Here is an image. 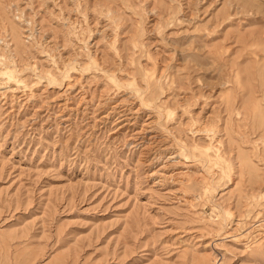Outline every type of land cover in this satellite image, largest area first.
<instances>
[{
    "label": "rangeland",
    "instance_id": "rangeland-1",
    "mask_svg": "<svg viewBox=\"0 0 264 264\" xmlns=\"http://www.w3.org/2000/svg\"><path fill=\"white\" fill-rule=\"evenodd\" d=\"M0 69V264H264V0H0Z\"/></svg>",
    "mask_w": 264,
    "mask_h": 264
},
{
    "label": "bare ground",
    "instance_id": "bare-ground-1",
    "mask_svg": "<svg viewBox=\"0 0 264 264\" xmlns=\"http://www.w3.org/2000/svg\"><path fill=\"white\" fill-rule=\"evenodd\" d=\"M209 52V51H208ZM232 57V56H231ZM214 61V60H213ZM197 66V65H196ZM195 66V67H196ZM191 67V66H190ZM189 67V68H190ZM213 67H214V65H213ZM212 68V67H211ZM223 68V67H222ZM215 69V68H214ZM192 70V69H191ZM190 70V71H191ZM196 71H197V69H196ZM193 72V71H192ZM198 72V71H197ZM233 72V71H232ZM194 73V72H193ZM196 73V72H195ZM220 73V72H219ZM6 76H10L11 77V74H10V72H8V71H6V70H4V69H0V80L1 79H3L4 77H6ZM220 77H222V76H220ZM223 78V77H222ZM220 79V78H219ZM223 80H225V79H223ZM222 81V80H221ZM217 82H219V80L218 81H216L215 83H217ZM225 81H223V84H225L224 83ZM213 83V84H212ZM212 83H210V84H212V85H214L215 83H214V81L212 82ZM222 83V82H221ZM209 84V85H210ZM217 84H219V83H217ZM222 84V85H223ZM207 85H208V83H207ZM220 85V84H219ZM222 85L221 86H218V87H222ZM215 86V85H214ZM214 86H212V88L214 87ZM204 87V86H203ZM211 87V86H210ZM216 87V86H215ZM215 89H217V88H215ZM214 89V90H215ZM222 89V88H221ZM221 89H220V92H221ZM225 91V90H224ZM263 91V90H262ZM255 93V92H254ZM212 94V93H211ZM207 95V94H206ZM186 96V95H185ZM205 97V96H204ZM214 97V96H213ZM237 97H239V96H237ZM186 98V97H185ZM206 98V97H205ZM207 99V98H206ZM210 99V98H209ZM236 99V98H235ZM235 99H234V101H235ZM252 99V98H251ZM233 101V102H234ZM241 101V100H240ZM201 102V101H200ZM235 103H237L236 101H235ZM249 103V102H248ZM214 104V103H213ZM212 104V105H213ZM217 104V103H216ZM238 104V103H237ZM242 104V103H241ZM183 105H184V102H183ZM212 105H211V107H212ZM219 105V104H218ZM210 106V105H209ZM210 107V108H211ZM215 107H217V106H215ZM214 107V108H215ZM233 108V107H232ZM216 109H218V107L216 108ZM230 109V108H229ZM233 110V109H232ZM240 110V109H239ZM201 111V110H200ZM209 111V110H208ZM214 111H215V109H213L212 110V113L210 114V115H208V112H207V114H206V116H203V118H202V116L200 117V118H202L203 119V125L202 126H200L199 128H197V131H195L194 132V134L197 132L198 133V135L200 136V135H202V136H206V137H210V136H212V134H213V131L216 129L215 127H216V119H218L217 117H220V115L219 116H216V118H215V116H214ZM219 111V110H218ZM236 111H238V109L236 110ZM241 111V110H240ZM203 112V111H202ZM235 112V111H234ZM239 112V111H238ZM238 112H236V113H238ZM246 112H248L247 110H246ZM235 113V114H236ZM239 113H241V112H239ZM217 114V113H216ZM221 114V113H220ZM242 114H245V113H242ZM241 114V115H242ZM203 115V114H202ZM246 115H249V114H245V116ZM238 116V115H237ZM243 116V115H242ZM249 117H250V115H249ZM241 118V117H240ZM244 118V117H243ZM248 118V117H247ZM194 119V118H193ZM220 119H221V117H220ZM236 119H238V117L236 118ZM242 119V118H241ZM199 120V119H198ZM234 120H235V118H234ZM200 121V120H199ZM222 121V120H221ZM233 121V120H232ZM247 121V120H246ZM248 121H249V118H248ZM192 122V121H191ZM202 122V121H201ZM240 122V121H239ZM242 122H243V120H242ZM244 122H245V119H244ZM218 123V122H217ZM221 123V122H220ZM233 123V122H232ZM235 123V122H234ZM248 123V122H247ZM243 124V123H242ZM245 127H246V124H243ZM221 126V125H220ZM222 127V126H221ZM239 127H240V125H239ZM238 127V128H239ZM215 128V129H214ZM241 128V127H240ZM217 130V129H216ZM215 130V131H216ZM240 130V129H239ZM242 130V129H241ZM240 130V131H241ZM248 131V130H247ZM220 132V131H219ZM219 132H217V133H219ZM233 132H235L234 131V129H233ZM196 133V134H197ZM221 133V132H220ZM236 133V132H235ZM197 135V136H198ZM216 135V134H215ZM205 137V138H206ZM239 137V136H238ZM211 138V137H210ZM212 139V138H211ZM222 139V138H221ZM214 141V140H213ZM212 141V142H213ZM222 142H223V139L221 140ZM220 141V142H221ZM220 144V143H219ZM210 145V144H209ZM215 145V144H214ZM210 146H212V144L210 145ZM223 146V145H222ZM222 146H220V147H222ZM225 146V145H224ZM208 147V146H207ZM219 147V146H218ZM231 147V146H230ZM216 148H217V146H216Z\"/></svg>",
    "mask_w": 264,
    "mask_h": 264
}]
</instances>
